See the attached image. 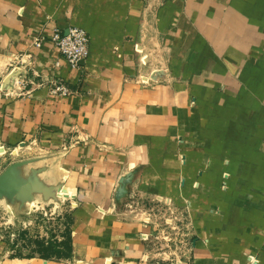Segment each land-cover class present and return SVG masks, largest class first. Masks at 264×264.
Instances as JSON below:
<instances>
[{"label":"crops","instance_id":"0c3cea01","mask_svg":"<svg viewBox=\"0 0 264 264\" xmlns=\"http://www.w3.org/2000/svg\"><path fill=\"white\" fill-rule=\"evenodd\" d=\"M71 27L78 70L50 40ZM0 86V175L78 202L69 257L0 264H183L147 250L137 195L188 214L185 261L264 264V0H0Z\"/></svg>","mask_w":264,"mask_h":264},{"label":"rangeland","instance_id":"374dc122","mask_svg":"<svg viewBox=\"0 0 264 264\" xmlns=\"http://www.w3.org/2000/svg\"><path fill=\"white\" fill-rule=\"evenodd\" d=\"M149 202L137 195L126 204V209L134 212L142 223L148 220L144 224L150 226L151 231L141 236L148 235V241L143 242L147 250L162 255L155 258L161 261L174 258L187 262L185 256L190 249L191 239L188 214H184L182 208L169 199ZM77 206L75 198L62 194L46 200L43 205L35 201L28 203L24 210L9 206L7 211L0 212V254L9 252L8 256L12 259H25L40 250V245L45 241L67 242L71 214ZM156 207L162 208V211H157ZM175 242L177 246H174ZM67 246L68 243L66 248L60 249L62 254L68 253Z\"/></svg>","mask_w":264,"mask_h":264},{"label":"built area","instance_id":"2783aa9c","mask_svg":"<svg viewBox=\"0 0 264 264\" xmlns=\"http://www.w3.org/2000/svg\"><path fill=\"white\" fill-rule=\"evenodd\" d=\"M50 40L52 44L55 46V48L58 50L62 61L66 62V64H68L73 70H78L80 68V64L88 58L89 37L86 31H84L83 29H80L77 27H71L68 29L66 34H62V32L59 29H55ZM41 44L42 42L40 40H37V42L35 43V46L40 47ZM56 65L58 66L59 64H56ZM25 82H26V79L23 78L22 80L18 79L16 83L19 85H24ZM49 90H50V93L53 95L69 94L68 89L65 88L59 82H51ZM0 95H3L6 98L7 97L11 98L16 94H14V92L11 90L5 91L4 88L0 86ZM156 210L161 212L162 208L156 207ZM164 220L165 219H163V221ZM142 240L143 242H147L148 235L142 237ZM180 243L182 245V241H180ZM174 246H177L176 242L174 243ZM164 249H167V248H164ZM149 251L152 252L151 249ZM154 255H157L158 257L162 256L160 254H154ZM176 262L182 263L181 260H176ZM183 264H191V262L190 261L185 262V263L183 262Z\"/></svg>","mask_w":264,"mask_h":264},{"label":"water","instance_id":"95a60500","mask_svg":"<svg viewBox=\"0 0 264 264\" xmlns=\"http://www.w3.org/2000/svg\"><path fill=\"white\" fill-rule=\"evenodd\" d=\"M27 162H18L11 164L0 175V200L5 199L10 206L24 209L28 203L34 201L35 194L42 195L44 200L55 198L58 194H52L50 190L44 187L34 176L30 180H22L19 171Z\"/></svg>","mask_w":264,"mask_h":264},{"label":"trees","instance_id":"16d2710c","mask_svg":"<svg viewBox=\"0 0 264 264\" xmlns=\"http://www.w3.org/2000/svg\"><path fill=\"white\" fill-rule=\"evenodd\" d=\"M66 243H68L67 246V254H62L60 252V249L62 247L66 248ZM40 250L37 251V254L39 255V257L43 260H59L62 259L63 257H69L70 253H71V244H70V237H69V232H68V236H67V242L65 241L64 243H50V245L48 247L44 246V243H42L40 245Z\"/></svg>","mask_w":264,"mask_h":264}]
</instances>
